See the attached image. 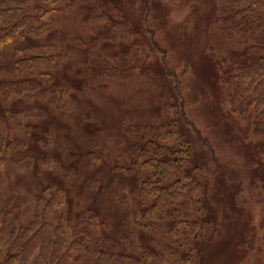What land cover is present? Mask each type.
<instances>
[{
  "label": "rangeland",
  "instance_id": "1",
  "mask_svg": "<svg viewBox=\"0 0 264 264\" xmlns=\"http://www.w3.org/2000/svg\"><path fill=\"white\" fill-rule=\"evenodd\" d=\"M243 6L65 0L49 14L44 34L7 45L0 52V114L19 121L7 127L6 140L23 142L0 169V205H18L12 227L34 219L43 187L60 186L71 225L98 215L103 249L129 257L113 264H137L145 250L184 256L193 248L197 264H264V130L253 112L233 111L228 82L234 67L255 54L246 53L252 33L230 20ZM255 14H264V3ZM45 43L58 47L57 66L21 75L16 49ZM28 78L35 88L5 93V83ZM183 140L191 157L166 182L189 175L195 190H185L163 215L137 218L156 200L141 193L154 171L138 167L141 158L133 166L135 148L170 159ZM93 152L100 158H90ZM183 218L199 221L193 244L187 230L172 235ZM77 239L93 243L86 233ZM10 252L0 250V264ZM96 260L94 244L82 245L66 264Z\"/></svg>",
  "mask_w": 264,
  "mask_h": 264
},
{
  "label": "trees",
  "instance_id": "2",
  "mask_svg": "<svg viewBox=\"0 0 264 264\" xmlns=\"http://www.w3.org/2000/svg\"><path fill=\"white\" fill-rule=\"evenodd\" d=\"M64 1L0 0V52L7 45L23 39L26 35L41 36L44 34L51 25V22H47L49 14L57 10L58 6ZM165 1L179 3L183 0ZM235 2L242 3L244 6L234 9L233 17H230L232 18L230 20L235 21L234 27L240 29L241 32L252 33L255 43H246V53L249 51L250 53L255 52V54L249 55L247 59L234 67L233 72L228 76V82L231 83L232 87L233 111L253 112L256 117L257 128L263 131L264 53H257L255 48L264 49V14L259 15L255 12L264 3V0H235ZM98 17L104 19V21L105 18L107 19L105 15ZM98 17L96 18L100 19ZM236 19L239 20L236 21ZM260 29L261 32L258 33L260 35L257 36L256 31ZM16 54L15 68L21 75L26 77L34 75L36 70L44 67L54 68L61 56L58 47L54 43L35 44L28 49L17 48ZM36 86V81L28 78L21 81L7 82L4 89L5 93L7 91L21 93L26 88L31 89ZM15 123L19 124V121H17L14 113L0 114V169H3L8 161L7 154L23 145V142H8L6 140L5 130L7 127L9 128V125ZM167 136L171 137L169 134ZM179 145L180 149L170 159L155 158L151 155V150L135 148L133 155L136 153L135 157L139 156V158L133 159V166L139 165V160L143 159L144 161L139 162L138 167L154 171L152 179L143 182L141 193L156 200L142 215L136 212L135 216L137 218H151L157 214L163 215L164 207L177 202L181 196H184L183 192L185 190L189 192L195 190V185L189 179V175H185L183 179H177L170 184L166 182L179 172L184 167V163L191 157V145L184 140ZM158 150L160 149L154 150V155L161 154ZM89 155L90 158L91 156L97 159L100 158L95 152ZM48 193L50 196L46 197ZM65 204L66 194L60 186L43 187L38 197L34 219L27 226L21 228L12 227L18 205H13L12 201L0 205V250L6 247L11 250L4 263L66 264L82 245L89 248L91 244H94L97 252L95 264H113L129 258L125 254L118 257L115 252L103 249L105 242H101L98 215L94 214L80 219L78 223L72 226L71 219L66 216L63 210ZM52 216L58 222L56 227H53L50 220ZM82 229H87L88 232H84ZM197 229H200L199 221L183 218L176 221L171 228V232L172 235L179 236L181 231L187 230L192 238L188 242L193 244L198 235L194 232ZM80 233L88 234L93 243H84L82 239H77ZM127 238L130 239L131 244L135 245L136 240L133 233H129ZM193 249L184 256L177 254L167 256L161 252L145 250L140 259L141 262L136 260L135 262L137 264H197Z\"/></svg>",
  "mask_w": 264,
  "mask_h": 264
}]
</instances>
